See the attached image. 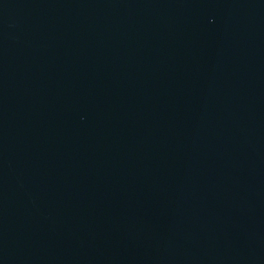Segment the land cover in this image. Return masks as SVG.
<instances>
[{
    "label": "water",
    "instance_id": "1",
    "mask_svg": "<svg viewBox=\"0 0 264 264\" xmlns=\"http://www.w3.org/2000/svg\"><path fill=\"white\" fill-rule=\"evenodd\" d=\"M0 264H264V0H0Z\"/></svg>",
    "mask_w": 264,
    "mask_h": 264
}]
</instances>
